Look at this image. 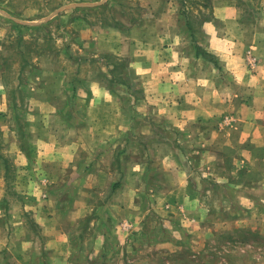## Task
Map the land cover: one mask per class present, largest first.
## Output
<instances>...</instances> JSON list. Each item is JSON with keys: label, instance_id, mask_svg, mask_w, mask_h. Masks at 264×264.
Segmentation results:
<instances>
[{"label": "crops", "instance_id": "obj_1", "mask_svg": "<svg viewBox=\"0 0 264 264\" xmlns=\"http://www.w3.org/2000/svg\"><path fill=\"white\" fill-rule=\"evenodd\" d=\"M109 1L86 2V19L71 24L100 66L83 76L79 95L86 97V108H48L50 128L15 130V141L5 132L4 163L14 168L15 160L23 172L33 167L51 174V183L43 185L55 192V214L37 220L50 241L47 264H75L68 260L73 235L63 224L83 217L86 264H132L150 210L144 196L154 197L159 213L176 211V221H202L207 212L199 183L191 181L192 162L206 175L205 168L228 161L226 177L212 174L225 181L238 174L243 187L264 189V0H208V16L191 28L187 0H163L161 10L140 0L148 13L136 22L101 24L88 16L111 6ZM196 45L210 58L197 53ZM69 82L67 93L74 90ZM134 82L143 94L132 100ZM73 109L82 117L69 111L64 117ZM173 136H179V148ZM62 173L80 176L68 199Z\"/></svg>", "mask_w": 264, "mask_h": 264}, {"label": "rangeland", "instance_id": "obj_2", "mask_svg": "<svg viewBox=\"0 0 264 264\" xmlns=\"http://www.w3.org/2000/svg\"><path fill=\"white\" fill-rule=\"evenodd\" d=\"M91 1L0 0V155L5 154V132L15 141L14 134L20 129L50 128L53 113L48 108H86V97L79 95L82 79L99 66L98 57L94 49L86 48L71 24L76 19H86V2ZM109 2L111 6L101 7L88 16L101 24L105 20L119 24L125 19L140 21L148 13L140 0ZM151 3L158 10L166 5L163 0H151ZM184 4L193 24L209 14L208 0H187ZM201 15L207 16L200 18ZM125 63L121 62L122 68ZM128 70L136 74L132 67ZM68 80L74 86L69 93ZM117 88L122 98L130 97L124 86ZM142 94L140 82H134L132 100L140 99ZM132 100L127 99L131 106ZM66 111L82 117L79 109L65 110L64 117ZM223 122L229 123L227 117ZM171 138L179 148V136ZM168 140L165 136V141ZM220 162L214 170L205 168L209 172L206 175L200 174L197 163H191V181L199 183L198 191L205 201L207 214L202 221H196L195 217L176 221L180 220L175 217L176 211L161 212L162 215L154 210L151 199L154 197H143L150 210L146 226L138 235L142 246L131 256L132 264H264V203L261 201L264 189L243 187L245 180L238 174L229 176L228 181L218 179L217 176H227L225 168L229 164L222 159ZM14 163L13 168L0 157V264H47L50 241L45 231L37 227V220L55 214L51 209L55 192L43 185L51 183L48 179L51 174L33 167L32 171L23 172L16 168L15 160ZM156 168L160 166L154 167L158 175ZM59 175L68 178L66 183L60 180L65 183L62 190L68 199L80 176ZM64 223L73 235L69 238L72 245L68 260L86 264V217L74 224L68 219ZM96 264L104 263L99 260Z\"/></svg>", "mask_w": 264, "mask_h": 264}, {"label": "trees", "instance_id": "obj_3", "mask_svg": "<svg viewBox=\"0 0 264 264\" xmlns=\"http://www.w3.org/2000/svg\"><path fill=\"white\" fill-rule=\"evenodd\" d=\"M186 24L188 25L189 28H191V26L193 24V22H192V20H190L189 16H186ZM196 49H197V53H202L204 56L210 58V55L203 48H201L199 45H196Z\"/></svg>", "mask_w": 264, "mask_h": 264}, {"label": "built area", "instance_id": "obj_4", "mask_svg": "<svg viewBox=\"0 0 264 264\" xmlns=\"http://www.w3.org/2000/svg\"><path fill=\"white\" fill-rule=\"evenodd\" d=\"M256 62H257L256 58L250 54L249 55V62H248L250 67L254 68L256 66Z\"/></svg>", "mask_w": 264, "mask_h": 264}]
</instances>
